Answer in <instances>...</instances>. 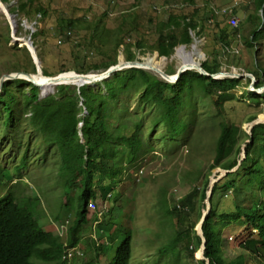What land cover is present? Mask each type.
I'll use <instances>...</instances> for the list:
<instances>
[{"label": "trees", "instance_id": "16d2710c", "mask_svg": "<svg viewBox=\"0 0 264 264\" xmlns=\"http://www.w3.org/2000/svg\"><path fill=\"white\" fill-rule=\"evenodd\" d=\"M252 2L256 11L246 18L249 21L253 18L260 20L259 26L264 28V0ZM217 9L213 6L202 19L206 21L209 16L213 17L217 25L219 22H215V19L223 17L227 22L226 15H218ZM16 10L27 19L37 13L41 17L47 14L46 8L38 0H17ZM258 10L262 18L258 17ZM195 12H170L165 20L155 26L157 37L149 50L155 51L159 57H169L178 44H189L192 41L190 32L201 31V22L195 19ZM133 17L129 15V19ZM82 21L85 22V18H59L53 34L68 37L66 29ZM231 29L222 27L214 35L219 41L215 43L220 48L202 62V67L209 74L218 72L222 64L221 56L227 53L235 55L230 50L229 40L230 36L236 35L238 26ZM262 31L257 23L250 31V41L247 39L245 46L251 47ZM35 34L32 33V37ZM123 41L121 39L117 46L123 45ZM89 42H92V37ZM134 45L140 54L145 52L140 40H136ZM131 46V43L124 45L126 61L135 59ZM28 60L29 66H17L15 70L35 73L34 62L30 58ZM116 62L114 54L105 62H81L70 69L62 67L58 73L70 70L78 73L100 71ZM40 70L45 76L56 74L42 65ZM247 71L255 75L257 82L254 87L264 84L263 70L257 73L250 69ZM241 79L213 78L187 70L172 83L142 68L129 67L112 73L94 85H56L53 92L41 97L39 87L26 79L5 80L0 89V135L10 136L6 139L10 147L15 146L14 158H18V162L9 173L0 167V191L3 192L0 194V264H64L62 257L65 248L78 245L83 227L89 221L88 211L95 210L89 209L88 203H95L99 209L98 200H117L118 191L114 192L113 189L122 181L124 173L136 167L147 152L145 127L151 130L150 136L156 141L177 146L181 141L185 143L190 139L191 127L195 126L196 133L191 136L194 140L204 120H210L218 128L209 171L201 173L200 186H192L178 200V207L187 209L186 215L198 212L201 234L193 235L192 223L187 226V218L182 217L181 212L172 215L179 210L175 205L167 208L161 202V211L166 219L176 217V222L168 224L170 231L167 232V240L158 252L167 257L168 264H188L185 259L194 260L195 251L197 256H201V259L195 260L197 264H264V200L258 194V191L264 190V115L250 116L249 122H258L249 124L247 130L233 122L216 120L223 113L224 103L235 98L233 90ZM243 93H247L249 100L262 101L264 105V92L256 94L244 88ZM134 97L136 106L131 111L129 103ZM261 97L263 100H260ZM197 99H202L205 112L198 109ZM205 99L211 102L214 115L207 111ZM199 115L206 117L198 120ZM157 128H161V131L155 133ZM8 150L11 152L13 148ZM30 153L36 157L35 160L30 159ZM31 165L32 169L43 167L46 170L49 182L58 192L60 189L63 208L75 207L74 218L66 227H62L61 232L52 222L46 226L40 225L30 196L23 191L29 185L23 182L24 173ZM215 168H219L218 176L207 194L209 175ZM29 172L27 177L31 178V170ZM14 175H17V179L12 181ZM241 179L244 185L248 183L252 186L251 194L246 191L239 193L241 186L238 182ZM219 190L224 196L229 191L235 193L232 209L223 211L216 208L213 198ZM54 219L58 221L56 215ZM110 224L115 223L103 226L110 245H94V259L83 264H97L102 255L108 256L106 264H129L132 232H116ZM230 225L243 227L236 244L240 252L234 255L225 254L223 246L226 241L223 232ZM117 229L121 227L118 225ZM105 232L102 231L104 235ZM118 237L120 240L115 243Z\"/></svg>", "mask_w": 264, "mask_h": 264}, {"label": "rangeland", "instance_id": "374dc122", "mask_svg": "<svg viewBox=\"0 0 264 264\" xmlns=\"http://www.w3.org/2000/svg\"><path fill=\"white\" fill-rule=\"evenodd\" d=\"M234 1L237 2V5H234L233 9L238 19V30L235 33H238L239 37L230 36V47L232 50L236 49L233 51L235 55L227 53L221 56L220 68H234L239 72L250 73L254 78L255 75L247 69L256 73L263 70L264 78V28L262 25L259 26L260 20L253 18L252 21H249L246 18L248 14H254L256 11L252 0H38L46 8L47 14L41 17L37 13L34 16L31 15L30 19L17 12V0H3L2 2L9 14L12 15V19L9 20L3 13H0V76L10 72H21L22 70H15V68L29 66L28 58L34 64L37 62L39 69L42 65L49 72L56 74L62 67L70 69L81 62L99 64L107 61L114 54H116L117 61L126 62L124 45L128 43L132 45L130 49L135 53V59L142 60L147 57H152L157 61L165 59V71L174 73L177 63L172 56L179 46L189 49L193 41L200 42L199 48L202 53L200 63L218 52L220 45L215 43L219 41L214 38V35L222 27L232 29L228 24H225L226 21L223 17L215 19V22H219L217 25L214 24L213 17L209 16L206 21L202 18L213 6L219 9L233 4ZM193 10L197 14L194 15L195 19L201 22V31L199 33L190 32L192 41L189 44H178L169 57H159L155 51L149 50V46L157 37L154 30L157 23L165 20L170 12L190 14ZM257 14L260 15L258 17H263L260 10L257 11ZM129 15L134 17L129 19ZM62 17L73 20L85 18V22H77L67 28L66 35L68 37L59 34L55 36L53 30L59 18ZM210 18L212 19L211 23L208 22ZM128 22H132V24L129 25ZM257 23L258 28L263 31L251 47H246L245 42L247 39L250 41V31ZM198 28L200 29L199 26ZM32 33L36 34L32 37ZM91 37L92 42H89ZM121 39L124 40L123 45L118 47L117 43ZM136 40L143 43L145 51L143 54L135 50ZM146 71L159 77L149 70ZM256 82L255 80L251 85L250 79L242 77L237 88L233 90L235 98L224 103L223 113L221 116H217L216 120H222L223 123L233 122L240 125L243 130H247L252 122L248 121L250 116L264 115L263 102L251 101L248 99L247 93H243L244 88L246 91H254L256 94L264 92V84L260 86L263 88L256 90L257 88L254 87ZM260 100L263 98L261 97ZM204 101H206V109L209 114L214 115L211 102L207 99ZM196 105L200 111L205 112L202 99H197ZM129 106L130 110L134 111L135 97L130 100ZM205 117V115H199L198 120ZM160 131L161 128H157L154 132ZM217 132L218 128L210 120H204L202 129L199 134H195L194 140L191 139V136L196 133L195 126L191 127L188 141L185 143L181 141L177 146H171L156 141L150 136L151 130L145 127L144 137L148 143L147 152L142 155L140 163L136 167L124 173L122 181L113 189L114 192L118 191L117 200L114 201L111 198L98 200L99 209L95 210H97L96 213H100L96 214L95 210L88 211L89 221L84 225L80 235L79 253H76L67 264H83L87 260L94 259V245L97 247L104 244L108 247L110 242L103 226H108L110 222L115 223L110 226L116 232L126 233L128 230L132 232V254L129 264H168L167 257L161 255L158 250L167 240V232L170 231L168 224L176 222V217L166 219L165 213L161 211L160 203L162 202L167 208H172L174 205L177 207L178 200L188 193L192 186L201 185V173L209 171L208 165L212 160ZM8 137L10 136L0 135V167L9 173L18 162V158H14V145H11L13 151L8 150V148L11 149L6 139ZM25 141L26 139L23 140V142ZM30 159L35 160L36 157L30 153ZM32 168V165L29 166L24 173L25 180L23 182H27L29 185L24 188L19 183L16 185L23 188L26 195L30 196L32 208L36 212L35 216L40 225L46 226L52 222L61 232L62 227H66L74 218L75 207L72 209L63 208L60 204V189L58 192V189L49 182L50 178L47 177L46 170H43V167ZM30 170L31 178L27 177ZM217 172H219V168L211 170L207 194H209L211 184L218 176ZM19 174L21 173L19 172ZM16 177L17 175L12 176V181H15ZM243 182V179L238 182V185L241 186L239 193L246 191L251 194L252 186L248 183L244 185ZM220 184L224 185L225 182ZM2 193L0 191V194ZM222 194V190H219L213 198L216 208L223 211L232 209L235 193L229 191L227 196ZM258 194L264 200V190L258 191ZM177 208L179 210L174 211L172 215L181 212V216L187 218V226L192 223L193 235L201 234V218H199L198 212L197 214L190 212L189 215H186L188 212L186 208ZM108 210L110 211L108 212ZM55 215L58 217V221L54 219ZM118 225L121 227L120 230L117 229ZM242 232L243 227L238 225H230L223 232V238H226L223 245L225 254L234 255L240 252L236 248V244ZM230 237L232 238L230 239ZM119 240L120 237L116 238L115 243ZM246 257L248 259L247 254ZM193 258L194 260L191 258L185 260L188 261V264H197L195 260L199 259V256L196 251ZM107 262L108 256L102 255L98 258L97 264H106Z\"/></svg>", "mask_w": 264, "mask_h": 264}, {"label": "water", "instance_id": "95a60500", "mask_svg": "<svg viewBox=\"0 0 264 264\" xmlns=\"http://www.w3.org/2000/svg\"><path fill=\"white\" fill-rule=\"evenodd\" d=\"M30 47V46H29ZM34 58L36 59V56L34 55ZM142 60L141 62H138L136 60L133 61H117V63L115 65L110 66L109 68L101 71V72H88V73H78L75 71H67V72H71L73 73L74 76H78V77H82L84 78V82H73L76 85H82L85 84L86 82H98V81H102L104 79H107L112 73L121 70L123 68H129V67H137V68H142L145 69L146 67L142 64ZM36 67H37V72L36 73H29V72H10L7 74H2L0 76V89L4 83L5 80H11V79H15V78H23L26 79L30 82H32L33 84L37 85L40 89V97L41 96H45L48 93H51L54 91V88L56 85L59 84H67L69 81L68 79H66L64 77V74L67 72H61L52 76H44L41 72V70L39 69L38 63L36 62ZM187 70H195L198 73L205 75V76H211L213 78H221V77H237V78H241V77H246L250 79V84L253 85L255 82V78L250 74V73H245V72H237L232 70L231 71H224L225 69H220L218 72L213 73V74H209L203 67L202 64L200 63L198 66H196L194 69H188V68H179L175 71L174 74H167V73H163V75H158L161 79H163L164 81L167 82H176L178 80V78L181 76V74ZM41 75L44 78H46L47 81L52 82L50 85V87L48 89H43L42 86L36 82V80L33 78V76L35 77L36 75ZM255 79V80H254ZM263 88V87H259ZM258 90V88H257ZM253 122H258L257 121H252ZM250 123V124H251ZM226 173V172H224ZM203 243L204 240L202 239Z\"/></svg>", "mask_w": 264, "mask_h": 264}, {"label": "bare ground", "instance_id": "6f19581e", "mask_svg": "<svg viewBox=\"0 0 264 264\" xmlns=\"http://www.w3.org/2000/svg\"><path fill=\"white\" fill-rule=\"evenodd\" d=\"M233 6L234 5H227V6H224V7H220L219 9L216 10L217 14L223 13L224 15H226L228 20L231 19V18L235 19V21H236L235 25H230V23H229V26L231 28L237 27V24H238V19H237L236 15H235ZM0 13H3L9 20L12 19V15L9 14V12L7 11V8L5 7L4 3L1 0H0ZM235 37H239V34L236 33ZM199 43L200 42H197V41L194 42L193 41V43L191 44L189 49L185 48L184 46H179L175 50L174 55L172 56V58L175 59V61L177 63V69H179V68H188V69H192L193 68L194 69L196 66H198L200 64V62H201L200 59L202 57V53H201L200 48H199ZM223 50L229 51V49H227V48H224ZM230 50H231V52L236 51L235 48H233V50H232L231 47H230ZM134 60H136L138 62H141V60L139 58L138 59H134ZM142 60H143L142 64L146 67L145 69L153 72L155 75H163V73H166L164 71V65H165V61L164 60L165 59H161V61H157V60H154L152 57H147V58H143ZM103 70H105V69H103ZM103 70L94 71V72H101ZM231 70H234V68H228V70H226V71H231ZM35 71L37 72L36 64H35ZM21 72H23V71H21ZM231 72H233V71H231ZM64 77L66 79H68V81H69L68 83H70V82H84L85 81L84 78L78 77V76H74L73 73H71V72L65 73ZM33 78L36 80L37 83H39L42 86L43 89H48L50 87V85H52L51 84L52 82L47 81L46 78H44L43 76H41L39 74L36 75L35 77L33 76ZM96 83H97V81L96 82H86V84H90V85H94ZM88 208L89 209H93V208H91L89 206H88Z\"/></svg>", "mask_w": 264, "mask_h": 264}, {"label": "clouds", "instance_id": "9594fccd", "mask_svg": "<svg viewBox=\"0 0 264 264\" xmlns=\"http://www.w3.org/2000/svg\"><path fill=\"white\" fill-rule=\"evenodd\" d=\"M229 5V4H228ZM231 5H237V2H233V4H231ZM208 22L209 23H211L212 22V19H208ZM185 45V44H184ZM161 57H163V56H161ZM202 64V63H201ZM220 69H225L224 71H226V70H228V68H220ZM219 69V70H220ZM144 70H146V69H144ZM218 70V71H219ZM195 71V70H194ZM232 71V70H231ZM234 71H237L236 69H234ZM67 72V71H66ZM237 72H239V71H237ZM175 73V72H174ZM173 73V74H174ZM168 74V73H167ZM221 78H223V77H221ZM235 78H237V77H235ZM242 78V77H241ZM249 79V78H248ZM257 88H259V87H257ZM254 92V91H253ZM136 177V176H135ZM95 204V203H94ZM177 207H178V204H177ZM95 209H97L96 208V204H95ZM98 213H100V212H98ZM198 235H200V234H198ZM76 253H79V248H78V245H76V246H72V247H67V248H65V250H64V253H63V257H62V261L64 262V264H67L68 263V261L71 259V258H73L74 257V255L76 254ZM201 256H199V259H201L200 258Z\"/></svg>", "mask_w": 264, "mask_h": 264}, {"label": "built area", "instance_id": "2783aa9c", "mask_svg": "<svg viewBox=\"0 0 264 264\" xmlns=\"http://www.w3.org/2000/svg\"><path fill=\"white\" fill-rule=\"evenodd\" d=\"M227 23L228 24L230 23V25H235L236 21L234 18H231V19L227 20ZM88 206L95 209V204L93 202H89Z\"/></svg>", "mask_w": 264, "mask_h": 264}]
</instances>
